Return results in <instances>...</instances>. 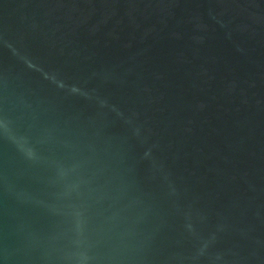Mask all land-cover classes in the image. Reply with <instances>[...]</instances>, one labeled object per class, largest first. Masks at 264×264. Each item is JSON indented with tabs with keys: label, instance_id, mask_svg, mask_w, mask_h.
<instances>
[{
	"label": "water",
	"instance_id": "95a60500",
	"mask_svg": "<svg viewBox=\"0 0 264 264\" xmlns=\"http://www.w3.org/2000/svg\"><path fill=\"white\" fill-rule=\"evenodd\" d=\"M0 264H264V0H0Z\"/></svg>",
	"mask_w": 264,
	"mask_h": 264
}]
</instances>
